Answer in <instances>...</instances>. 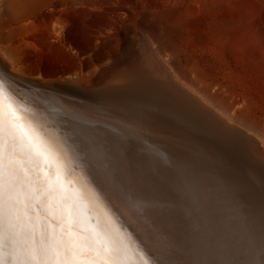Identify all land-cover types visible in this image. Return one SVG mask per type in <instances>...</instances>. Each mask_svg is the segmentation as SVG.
<instances>
[{
	"label": "bare ground",
	"instance_id": "1",
	"mask_svg": "<svg viewBox=\"0 0 264 264\" xmlns=\"http://www.w3.org/2000/svg\"><path fill=\"white\" fill-rule=\"evenodd\" d=\"M9 1L0 0V25L5 19L3 6ZM6 56L0 49V122L5 130L10 123L22 126L48 157L53 169L59 170L61 183L79 201L85 215L91 217L90 223L106 226L110 242L117 243L121 248L119 264H240L242 259L235 261L231 258L235 254L226 243L240 240L244 245L246 241L250 245L249 235L259 253L264 255V155H261L264 152L257 151L263 146L258 148L257 145L255 151L250 140H255V137L235 134L231 123L211 108L215 118L203 115L202 111L207 108L201 101L203 99H195L192 90L179 82L171 69H167L162 62L160 64L157 56H146L148 61L143 59L145 65L139 58L133 64L129 63L130 60H123L110 69L118 71L108 77L112 78L109 85L120 87H115L114 91H110L109 87L106 97L115 102L111 103L120 115L111 114L98 104V100H94L95 105L91 109L106 120L98 118V127L84 108L58 92L77 97L80 91L89 93L92 98L99 93L82 91L84 89L76 86L75 82H62L56 85L61 86L59 88L52 84L44 87L43 83L21 77L23 80L19 75L14 77L5 68L12 72L16 66L12 67ZM149 61L157 70L148 65ZM102 71L95 75V79L102 82L100 86L109 81H104L103 77L109 74ZM147 76L153 79H147ZM192 99L195 100L192 102ZM88 103L93 104L91 101ZM118 105L124 106L121 113ZM130 105L135 110H128ZM140 105L150 109H140ZM153 106L163 115L156 114ZM139 111L147 115L154 112L156 118L171 120L169 137L138 121ZM121 114L134 120L133 125ZM117 124L139 133L123 130L120 133L118 129L121 127ZM233 143H243L250 155L241 154ZM175 145H182L192 153L201 152L204 162L199 161L198 158H202L197 154L193 159ZM156 153H159L161 163L169 165V169L156 162ZM208 153L210 159L205 155ZM133 163H140L142 169L154 172L148 179L149 185L142 181ZM198 168H204L207 178L215 185L210 187L212 192L208 191L202 179L192 177ZM216 172L217 176L213 177ZM168 184L178 192V199L186 206L183 218L179 210L177 215L172 216L167 207L161 209L164 204H158L153 198L157 195L161 201L166 189L173 192ZM188 196L205 205V214L201 206L189 204ZM230 198L237 207L242 206L248 232L245 226H241ZM221 210L228 217L233 215L235 222L231 220L230 226L222 227L219 218ZM209 214L215 216L216 225H209L203 217ZM248 244L244 249L248 253L243 254L249 264H253L251 260L254 256ZM235 247L239 250V243Z\"/></svg>",
	"mask_w": 264,
	"mask_h": 264
},
{
	"label": "rangeland",
	"instance_id": "2",
	"mask_svg": "<svg viewBox=\"0 0 264 264\" xmlns=\"http://www.w3.org/2000/svg\"><path fill=\"white\" fill-rule=\"evenodd\" d=\"M3 11L0 49L18 69L14 67L15 75L5 68L12 76L43 83L44 87L75 82L82 91L99 93L93 98L89 93L79 91L83 97L73 93L89 115L95 113L91 109L94 100L111 114L120 115L115 112V102L107 99L110 88L114 91L120 87L109 85L112 78L108 79L118 69L110 70L112 74L106 72L109 75L103 79L109 81L102 86L95 75L112 64L129 38L132 46L138 42L136 45L146 56H157L159 63L192 90L195 99L204 100L201 101L207 108L202 113L215 118L211 111L217 112L231 123L235 134L255 137H249L255 151L262 145L257 151L264 152V0H10ZM132 56H125L124 61L133 64L141 57L137 60ZM143 59L140 58L144 64ZM123 107L118 105L120 113ZM153 107L156 114L163 115ZM139 108L150 109L143 105ZM128 110L135 108L130 105ZM151 113L139 111L138 121L152 126L147 128L155 132H168L171 120L162 117L167 123ZM95 117L91 119L98 127ZM121 117L130 125L135 122L122 114ZM233 145L241 154L250 155L245 146ZM175 146L193 159L195 154L202 158L201 152ZM195 170L192 177L202 179L212 192L210 187L215 185L204 168ZM216 176L217 172L213 173ZM240 259V264H249L243 253Z\"/></svg>",
	"mask_w": 264,
	"mask_h": 264
},
{
	"label": "snow or ice",
	"instance_id": "3",
	"mask_svg": "<svg viewBox=\"0 0 264 264\" xmlns=\"http://www.w3.org/2000/svg\"><path fill=\"white\" fill-rule=\"evenodd\" d=\"M90 220L22 126L0 122V264H119Z\"/></svg>",
	"mask_w": 264,
	"mask_h": 264
},
{
	"label": "water",
	"instance_id": "4",
	"mask_svg": "<svg viewBox=\"0 0 264 264\" xmlns=\"http://www.w3.org/2000/svg\"><path fill=\"white\" fill-rule=\"evenodd\" d=\"M136 43H138V42H136ZM136 43L134 42L133 43V45L134 46H132V44H131V39H127V42L125 43V48L120 52V54H118L114 59H113V62H112V64L111 65H109V66H107V67H105V68H103V71H106V72H108V71H110V69H112L114 66L115 67H117L118 65H116V64H118L121 60H124V58H125V56H127V55H129V54H133V56L132 57H135L137 60H138V56H142V57H140V58H144V60H147L146 59V55L144 54V52H143V50L141 49V48H139V46L138 45H136ZM139 69H140V67H139ZM102 71V72H103ZM139 71V70H138ZM146 73V72H145ZM144 74V73H143ZM142 74V75H143ZM149 77L147 76V79H148ZM36 90H41V89H39V88H36ZM68 90V89H67ZM61 92V93H60ZM60 92H58L59 94H61V95H63L67 100H69V101H73V102H75V103H77V104H79L80 106H82L83 104H81V101H79L76 97H74V96H70L68 93H65V92H62V91H60ZM181 97V96H180ZM182 98V97H181ZM78 100V101H77ZM79 102V103H78ZM78 113H80V112H78ZM204 113V112H203ZM97 113H95V114H93L94 116H96L95 118H99V119H101V120H103V121H106L105 119H103L102 117H100L99 115H96ZM93 115H90V116H92V117H94ZM203 115H207V114H203ZM208 116V115H207ZM118 125V124H117ZM119 127H121L120 129H118V128H116V129H118L119 131H121V130H123V131H127V132H131V133H134V134H138L139 132H137L136 130H130L129 128L128 129H126L125 127H123V126H121V125H118ZM178 126V125H177ZM180 127V126H179ZM208 131V130H207ZM160 132H162V133H165L166 135H169L168 134V132L167 131H165V130H161ZM209 132V131H208ZM219 133V132H218ZM141 134V133H140ZM219 134H221V133H219ZM223 135V134H222ZM221 136V135H220ZM223 136H225V135H223ZM225 141H227V140H225ZM166 144H169V143H167L166 142ZM200 144H201V142H200ZM206 152H208V151H206ZM158 154L159 153H156L155 154V156H157V160H156V162L157 163H160V166L161 167H163V168H166V169H169V165H167V163H161V159H160V157L158 156ZM161 154V153H160ZM209 159L211 158V155L208 153V154H205ZM132 162V161H131ZM133 165L135 166V168H136V171H138L137 173L138 174H140V177H141V179H142V181L145 183V185H149L150 183H149V181H148V179H150L152 176H153V173L154 172H147L144 168L142 169V166L140 165V163H133ZM146 172V173H145ZM146 174H148V176L146 175ZM151 174H152V176H151ZM170 178H172V176H170L169 174H167ZM136 177H138V175L136 174ZM150 177V178H149ZM170 182V181H169ZM169 187H171L172 188V186L170 185V184H168V188ZM172 190H173V192H171L169 189H166V193H164L163 194V196H162V200L160 201V199H159V197H157V195L156 196H154L153 198H155L156 199V202L159 204H161V202H162V204H164L163 206H161L160 208L162 209H165V207H167L168 209L167 210H169V212H170V214L172 215V216H174V215H177L178 214V210H179V212L180 213H182V218H183V215L186 213V206H185V204L184 205H182V201H181V199H178V196L179 195H177L178 194V192L176 193V191H175V189L174 188H172ZM149 192H150V194H153V195H155V193H153V191H151V190H148ZM201 199V201H203V199L202 198H200ZM179 200H180V202H179ZM188 202H189V204H193V206H196V207H198V206H201V208H203L204 209V213L203 214H205V211H207V209H205V205H203L202 203H199L195 198H193V197H191V196H188ZM230 200H231V202H232V205H233V207H234V209H235V212H236V215H237V217L240 219V221H241V226L244 228V226H245V228H246V230H247V232L249 231V226H248V224L246 223V221H245V219L246 218H244L243 217V215H244V213H243V211H242V209H241V205H240V207H237V205L235 204V202H234V200L233 199H231L230 198ZM165 202H168V205H165ZM226 205H229V203L228 204H226ZM179 206V207H178ZM182 206H184V208H182ZM178 207V208H177ZM230 209V208H229ZM226 210L228 211V209L226 208ZM230 212H231V210H229ZM188 212L190 213V210L188 209ZM203 212V211H202ZM210 216H205V215H203V217L205 218V219H207V222H208V224L209 225H216V221L214 220V218L213 217H215V216H212V214H209ZM219 218L221 219V222H222V227H223V225H224V227H228V226H230L231 224V220H233L234 221V219H233V215H231V217H228L227 215H226V213L224 212V210L222 211H220V216H219ZM231 218V219H230ZM179 221V223H180V219L178 220ZM182 222V221H181ZM235 222V221H234ZM222 227H220V228H222ZM216 228V227H215ZM218 228V227H217ZM236 230H237V228L236 227H234ZM198 231V230H197ZM240 231V230H239ZM237 237V236H236ZM250 240V242L252 243V245H251V243H250V245L248 244V241H246L247 243L246 244H248L249 245V247H250V249H251V251H252V253H253V256H254V260H251V258H250V255H249V258H250V260H251V262L253 263V264H264V255H262L261 253H259V251H258V249H257V245L255 244V243H253V241H254V239L253 238H251V236L249 235V236H247ZM230 239H232V238H230ZM236 239V238H235ZM232 240H234V239H232ZM253 240V241H252ZM241 242L242 241H240V240H237V241H232V242H228V243H226V244H228L229 245V249L230 248H232L233 249V253L235 254L233 257H231V258H233L235 261H238L239 260V258H241V254L242 253H245V254H247L246 253V251L244 250L245 249V247H246V244L244 245V242H242V244H241ZM239 243V245H240V249L239 250H237V248L235 247L237 244ZM235 247V248H234ZM246 250H247V248H246ZM259 250H261V249H259ZM226 264H228V262H226Z\"/></svg>",
	"mask_w": 264,
	"mask_h": 264
}]
</instances>
